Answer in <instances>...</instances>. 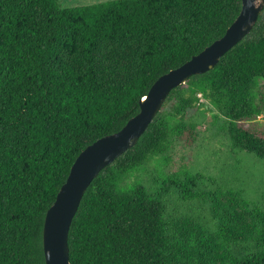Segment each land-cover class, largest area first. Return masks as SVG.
Wrapping results in <instances>:
<instances>
[{"label":"trees","instance_id":"1","mask_svg":"<svg viewBox=\"0 0 264 264\" xmlns=\"http://www.w3.org/2000/svg\"><path fill=\"white\" fill-rule=\"evenodd\" d=\"M241 0H113L63 8L59 0H0V264H46L45 217L79 154L120 131L152 85L220 39ZM140 41L122 84H104L97 53ZM79 53L77 73L64 55ZM264 10L210 72L174 89L138 143L105 168L82 199L69 233L72 264H171L177 255L169 203L202 195V176L184 172L126 185L157 159L170 161L189 112L210 104L234 149L264 160ZM202 100V101H201ZM85 139L89 141L84 142ZM247 241L220 228L225 264H264V213ZM183 264H212L181 258Z\"/></svg>","mask_w":264,"mask_h":264},{"label":"rangeland","instance_id":"2","mask_svg":"<svg viewBox=\"0 0 264 264\" xmlns=\"http://www.w3.org/2000/svg\"><path fill=\"white\" fill-rule=\"evenodd\" d=\"M113 0H59L63 8L86 6ZM140 41L118 46L112 58L109 46L97 53V66L104 84H122L128 80L142 53ZM79 74L85 71L79 53L64 55ZM255 99L263 113L255 126L264 132V81H259ZM89 140L85 139L87 143ZM170 161L153 160L143 170L126 179V185L143 182L153 186L156 179L184 172L202 176V195L194 202H181L172 195L169 212L175 219L177 255L171 264H183L181 258H203L212 264H225L220 246V228L247 241L260 226L264 213V160L233 148L225 119L208 103L189 112L170 152Z\"/></svg>","mask_w":264,"mask_h":264},{"label":"water","instance_id":"3","mask_svg":"<svg viewBox=\"0 0 264 264\" xmlns=\"http://www.w3.org/2000/svg\"><path fill=\"white\" fill-rule=\"evenodd\" d=\"M241 1V11L224 36L182 66L161 76L140 101V111L136 116L120 131L98 139L79 154L45 217L43 250L46 264H72L69 233L88 188L105 168L138 143L171 92L192 77L213 70L231 49L252 32L264 10V0Z\"/></svg>","mask_w":264,"mask_h":264},{"label":"built area","instance_id":"4","mask_svg":"<svg viewBox=\"0 0 264 264\" xmlns=\"http://www.w3.org/2000/svg\"><path fill=\"white\" fill-rule=\"evenodd\" d=\"M202 101V100H201Z\"/></svg>","mask_w":264,"mask_h":264}]
</instances>
